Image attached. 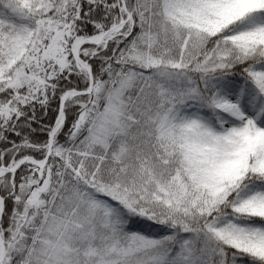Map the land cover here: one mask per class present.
Instances as JSON below:
<instances>
[{"label": "snow or ice", "instance_id": "snow-or-ice-1", "mask_svg": "<svg viewBox=\"0 0 264 264\" xmlns=\"http://www.w3.org/2000/svg\"><path fill=\"white\" fill-rule=\"evenodd\" d=\"M0 264H264V0H0Z\"/></svg>", "mask_w": 264, "mask_h": 264}]
</instances>
